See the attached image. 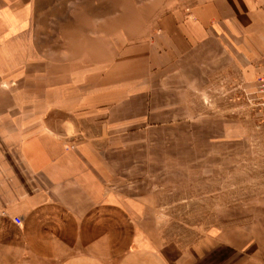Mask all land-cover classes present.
Here are the masks:
<instances>
[{
  "label": "crops",
  "instance_id": "1",
  "mask_svg": "<svg viewBox=\"0 0 264 264\" xmlns=\"http://www.w3.org/2000/svg\"><path fill=\"white\" fill-rule=\"evenodd\" d=\"M262 73L264 0H0V264H167L117 190H144L150 131L190 167L243 147Z\"/></svg>",
  "mask_w": 264,
  "mask_h": 264
},
{
  "label": "rangeland",
  "instance_id": "2",
  "mask_svg": "<svg viewBox=\"0 0 264 264\" xmlns=\"http://www.w3.org/2000/svg\"><path fill=\"white\" fill-rule=\"evenodd\" d=\"M146 36L133 39L139 44ZM10 86L19 88L17 105H28L27 85L5 84ZM40 89L43 86H38L37 96L43 94ZM256 89L257 84L238 106L229 107L232 114L244 118L246 129L239 132L243 147L211 166L190 167L173 150L172 130H149L157 147L151 146L149 155L146 149L141 152L150 160L144 190H117L124 203L132 199L147 203L152 226L145 240L166 257L167 264H253L255 260L258 264L259 247H254L253 239L259 219L264 218V112L255 99ZM8 105H13L11 100ZM43 105L44 100L37 98L36 106ZM133 182L136 188L139 180Z\"/></svg>",
  "mask_w": 264,
  "mask_h": 264
},
{
  "label": "built area",
  "instance_id": "3",
  "mask_svg": "<svg viewBox=\"0 0 264 264\" xmlns=\"http://www.w3.org/2000/svg\"><path fill=\"white\" fill-rule=\"evenodd\" d=\"M256 97L255 99L258 100V105L262 107V111L264 112V75H262L257 82V89H256ZM16 221L20 224L22 222L21 218H16Z\"/></svg>",
  "mask_w": 264,
  "mask_h": 264
}]
</instances>
